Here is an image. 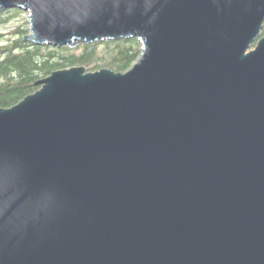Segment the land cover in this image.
Listing matches in <instances>:
<instances>
[{
    "label": "water",
    "instance_id": "1",
    "mask_svg": "<svg viewBox=\"0 0 264 264\" xmlns=\"http://www.w3.org/2000/svg\"><path fill=\"white\" fill-rule=\"evenodd\" d=\"M35 45L135 39L0 108V264H264V0H0Z\"/></svg>",
    "mask_w": 264,
    "mask_h": 264
},
{
    "label": "trees",
    "instance_id": "2",
    "mask_svg": "<svg viewBox=\"0 0 264 264\" xmlns=\"http://www.w3.org/2000/svg\"><path fill=\"white\" fill-rule=\"evenodd\" d=\"M21 13L18 9L0 10V29ZM26 34L27 31L16 27L9 40L0 37V108L3 109L35 93L39 89L36 83L54 71L80 66L94 73L104 68L125 73L141 54V46L135 39L55 48L22 40Z\"/></svg>",
    "mask_w": 264,
    "mask_h": 264
},
{
    "label": "rangeland",
    "instance_id": "3",
    "mask_svg": "<svg viewBox=\"0 0 264 264\" xmlns=\"http://www.w3.org/2000/svg\"><path fill=\"white\" fill-rule=\"evenodd\" d=\"M28 26H29L28 14L26 12H23L21 14H18L17 16L11 17L9 23L6 26H4V28L1 27L2 29H0V37L4 38V40H9L11 38L10 34L14 30H16V27L21 28V30H23V31H27V34H29V27ZM262 36H263V34H261V37ZM74 67H80V66H74ZM69 68H65V69H69ZM104 69H106V68H104ZM85 71L90 72V73L93 72V71H88L86 68H85Z\"/></svg>",
    "mask_w": 264,
    "mask_h": 264
}]
</instances>
